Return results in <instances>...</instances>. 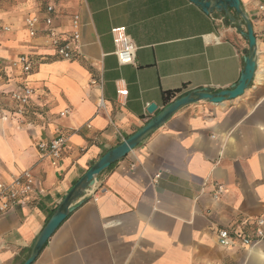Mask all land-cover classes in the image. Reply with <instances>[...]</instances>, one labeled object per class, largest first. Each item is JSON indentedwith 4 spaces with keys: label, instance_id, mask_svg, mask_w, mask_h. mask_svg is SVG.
<instances>
[{
    "label": "crops",
    "instance_id": "0c3cea01",
    "mask_svg": "<svg viewBox=\"0 0 264 264\" xmlns=\"http://www.w3.org/2000/svg\"><path fill=\"white\" fill-rule=\"evenodd\" d=\"M241 2L257 38L249 88L236 99L181 108L101 172L33 264H264V243L246 248L232 233L252 234L264 215V41L257 35L264 0ZM45 14L41 0H0V23L11 27L0 34V182L24 171L35 178L28 205L0 215V264H23L87 171L172 102L237 85L250 52L233 9L206 14L190 0H59L55 27L69 33L74 14L83 20L82 56L67 61L44 24L36 38L25 27L27 16ZM117 28L137 47L135 64L119 63ZM22 54L35 61L29 75L11 68ZM25 84L35 93L20 115L11 95ZM123 89L128 95H119ZM60 135L67 148L54 166L38 144ZM218 185L224 191L216 196ZM223 229L234 236L229 248L219 243Z\"/></svg>",
    "mask_w": 264,
    "mask_h": 264
},
{
    "label": "built area",
    "instance_id": "2783aa9c",
    "mask_svg": "<svg viewBox=\"0 0 264 264\" xmlns=\"http://www.w3.org/2000/svg\"><path fill=\"white\" fill-rule=\"evenodd\" d=\"M45 7V17L41 19L37 15H29L25 19V27L32 38L39 35V26L44 24L46 34L44 35L50 46H52L57 56L62 60L74 61L82 56V34L83 20L80 14H74L71 17L70 32H63L54 26V15L56 12V4L59 0H41ZM258 11V37L264 41V2L257 6ZM11 31V27L0 23V34ZM116 44V56L121 65L135 64L137 47L133 40L126 33L125 28H117L113 30ZM35 61L30 56L22 54L15 60L11 61V68L19 71L24 75L32 73ZM93 84H99L93 81ZM101 85V83H100ZM35 91L29 85L25 84L22 88L13 92L11 99L14 103L16 114H24L26 108L30 105ZM119 95L126 96V89L119 90ZM99 107H104L103 99L100 100ZM3 105L0 101V118L3 117ZM68 111L62 113L64 116ZM68 138L60 135L49 142L41 141L38 149L43 158H48L52 165L57 166L58 162L63 158L67 148ZM35 187V178L30 171H24L19 176H13L8 182H0V215H3L16 206H27ZM224 191L223 185H218L216 196ZM254 228L253 233H246L244 230H234V236L240 238L242 244L246 248H254L264 243V215L259 216L252 222ZM228 229L219 232V243L222 247L229 248L234 244V236Z\"/></svg>",
    "mask_w": 264,
    "mask_h": 264
},
{
    "label": "water",
    "instance_id": "95a60500",
    "mask_svg": "<svg viewBox=\"0 0 264 264\" xmlns=\"http://www.w3.org/2000/svg\"><path fill=\"white\" fill-rule=\"evenodd\" d=\"M202 8L206 14L210 13H224L229 15L230 10L233 9L237 15L241 16L246 25V32L243 35L249 40L250 52L246 57V66L240 77L237 85L230 90H223L218 93H212L209 89L197 90L190 94L181 97L158 115L153 117L146 123L139 131L134 133L131 137L126 139L122 144L106 153L96 164H94L87 173L79 180V182L67 194L58 209L52 215L43 228L39 237L37 238L30 256L23 264H33L44 246L48 243L50 238L55 234L61 224L74 212L79 204H82L84 193L94 183L97 176L106 170L114 163L128 156L141 142L153 131L165 124L177 111L181 108L200 101L208 100L212 103H222L226 100L236 99L242 96L252 83L256 68H257V38L255 36L253 24L247 16L242 7L241 0H190ZM157 110V105L152 104L148 108V112L153 114Z\"/></svg>",
    "mask_w": 264,
    "mask_h": 264
}]
</instances>
